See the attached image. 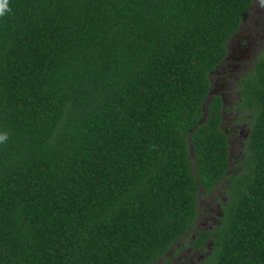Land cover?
Masks as SVG:
<instances>
[{"label": "trees", "instance_id": "16d2710c", "mask_svg": "<svg viewBox=\"0 0 264 264\" xmlns=\"http://www.w3.org/2000/svg\"><path fill=\"white\" fill-rule=\"evenodd\" d=\"M253 3L0 0V264H264V50L212 94Z\"/></svg>", "mask_w": 264, "mask_h": 264}, {"label": "rangeland", "instance_id": "374dc122", "mask_svg": "<svg viewBox=\"0 0 264 264\" xmlns=\"http://www.w3.org/2000/svg\"><path fill=\"white\" fill-rule=\"evenodd\" d=\"M234 48V60H227L224 64L226 75H213V91L224 93L227 106L231 107L238 98V78L252 65L255 58L264 50V0H254L249 14L245 17L240 30L229 42V53ZM221 72V70H219ZM223 127L230 137L231 157L236 159L240 152L242 125L238 123L233 113H225ZM236 161H233L232 165ZM217 193L221 194V190ZM200 217L196 229L210 228L219 214L215 199L204 197L200 199ZM171 264H198L204 259L200 252H194L190 248L181 249L176 255H171Z\"/></svg>", "mask_w": 264, "mask_h": 264}, {"label": "flooded vegetation", "instance_id": "af4514ba", "mask_svg": "<svg viewBox=\"0 0 264 264\" xmlns=\"http://www.w3.org/2000/svg\"><path fill=\"white\" fill-rule=\"evenodd\" d=\"M232 49H233V50H230L231 52L229 53V55H228L227 59L225 60L224 64H225L226 61L229 60V59L234 60V58H233V59L231 58V56H234V48H232ZM224 64H223V65L220 67V69H219V70H221V72H220L219 70H217V72H215L214 75H218L219 73H220L219 75H223V76L226 75V71H225ZM213 89H214V87H213ZM213 89H212V90H213ZM213 94H220V95L222 96V98H223V102H224V104H226V99H225L224 93H221V92H219V91L214 90V93H213Z\"/></svg>", "mask_w": 264, "mask_h": 264}]
</instances>
